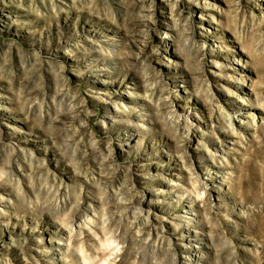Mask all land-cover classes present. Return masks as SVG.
I'll use <instances>...</instances> for the list:
<instances>
[{"label": "rangeland", "instance_id": "374dc122", "mask_svg": "<svg viewBox=\"0 0 264 264\" xmlns=\"http://www.w3.org/2000/svg\"><path fill=\"white\" fill-rule=\"evenodd\" d=\"M0 264H264V0H0Z\"/></svg>", "mask_w": 264, "mask_h": 264}]
</instances>
